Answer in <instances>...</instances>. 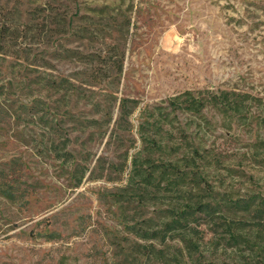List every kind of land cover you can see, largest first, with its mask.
<instances>
[{"label":"rangeland","instance_id":"1","mask_svg":"<svg viewBox=\"0 0 264 264\" xmlns=\"http://www.w3.org/2000/svg\"><path fill=\"white\" fill-rule=\"evenodd\" d=\"M206 89L244 105L168 104ZM154 131L147 145L140 134ZM154 164L145 185L137 168ZM253 193L264 0H0V264H166L176 241L147 256L136 231L161 228L188 197ZM200 228L206 258L237 262L242 251Z\"/></svg>","mask_w":264,"mask_h":264},{"label":"trees","instance_id":"2","mask_svg":"<svg viewBox=\"0 0 264 264\" xmlns=\"http://www.w3.org/2000/svg\"><path fill=\"white\" fill-rule=\"evenodd\" d=\"M243 95L229 90L216 92L206 89L195 93L184 90L169 97L168 104L177 105L192 113L201 112L207 104L223 110L239 111L244 105ZM154 133L151 135L141 132L140 137L147 145H153L151 142L155 140L157 131ZM160 167L159 164H154L149 173L145 169L137 168V174L147 185L153 181V172ZM166 212L169 219L161 228L136 231L138 237L146 241V244L136 242V247L148 248L147 256L154 253L156 258H162L165 248L169 251L173 248L171 239H174L178 246H174L172 259L164 261L166 264L173 260L176 263L186 261L184 259H190L194 264H264V194L253 193L236 198L225 196L217 200L214 197L210 200H192L188 197L186 201L167 208ZM201 225L212 233L209 242L215 247L222 245L223 248L234 247L242 251L237 262L215 261L204 256L199 242L204 232ZM176 231L180 232L173 236ZM155 242L162 247L156 248Z\"/></svg>","mask_w":264,"mask_h":264}]
</instances>
